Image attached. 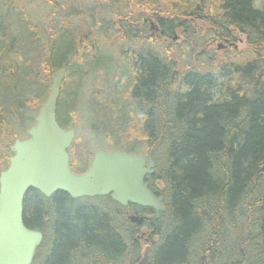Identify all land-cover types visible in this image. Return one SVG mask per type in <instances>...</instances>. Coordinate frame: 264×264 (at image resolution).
Instances as JSON below:
<instances>
[{
	"label": "trees",
	"instance_id": "trees-1",
	"mask_svg": "<svg viewBox=\"0 0 264 264\" xmlns=\"http://www.w3.org/2000/svg\"><path fill=\"white\" fill-rule=\"evenodd\" d=\"M152 14L166 48L146 43ZM198 22L221 40L245 35L251 59L217 73L180 70L173 37L201 35ZM65 64L59 124L77 129L87 94L91 130L106 147L149 151L168 231L142 255L110 197L30 190L25 223L45 234L34 264H264V0H0V171ZM84 146L76 172L92 158Z\"/></svg>",
	"mask_w": 264,
	"mask_h": 264
},
{
	"label": "water",
	"instance_id": "water-1",
	"mask_svg": "<svg viewBox=\"0 0 264 264\" xmlns=\"http://www.w3.org/2000/svg\"><path fill=\"white\" fill-rule=\"evenodd\" d=\"M152 29L159 31L156 24ZM66 70L67 65L52 76L50 95L28 130L29 137L15 140L9 166L0 172V264H34L43 243L44 233L29 228L24 220L30 190L46 197L65 192L73 199L110 195L122 206L133 203L153 208V222L167 210L164 195L152 192L145 181L156 173L155 160L146 154L100 148L86 171H73L69 149L77 133L57 121ZM130 218L139 225L145 220L135 215Z\"/></svg>",
	"mask_w": 264,
	"mask_h": 264
},
{
	"label": "rangeland",
	"instance_id": "rangeland-1",
	"mask_svg": "<svg viewBox=\"0 0 264 264\" xmlns=\"http://www.w3.org/2000/svg\"><path fill=\"white\" fill-rule=\"evenodd\" d=\"M46 9V6H41L40 10L43 12V10ZM155 23H157V19H154L153 16L151 17ZM76 23H81V20L79 22V19L75 21ZM84 22V19H82V23ZM81 23V24H82ZM199 23V22H198ZM201 26H203L202 34H197L191 32L190 36L186 37L183 35L182 32H179L177 34V38L174 40V46L173 49L176 52V60H177V66L180 70H198V71H204L208 70L212 65L216 66L217 64L221 63L223 59L228 57V60H234L239 61L243 59H247L249 57L248 52V44L246 42V37L244 35H240L239 38L241 39L240 42H237V48L228 46L227 49H217V43H211L213 37H211L209 33L208 25L204 22L199 23ZM146 37V43L148 44V39L154 40V42H149V45L155 50L158 43H163L164 47L170 45V41L165 39L159 32H147L145 34ZM118 42L119 46L123 45V41L119 38L115 39ZM196 42L198 43L196 45ZM195 51L193 52L192 50ZM108 51H110V48H108ZM204 51V52H203ZM128 83L127 77H123L122 80L119 83V87L123 88ZM91 89V87H90ZM87 94L82 97V103L84 104L83 107L81 106V117L79 116V124L77 125V140L75 143V148L72 147L71 153H72V160L75 161L77 164L78 156L76 154L77 149H79V145L84 146V152L86 150L91 151V157L93 155V152L97 150L98 148H105V149H117V148H110L106 147L108 146L104 141H100L99 137L92 132V116L89 112V110L86 107L87 104ZM14 131H19V129H13ZM24 137V136H23ZM3 146L8 142V140H3ZM104 145V146H102ZM1 147V145H0ZM86 148V149H85ZM121 150V149H118ZM125 151V150H121ZM147 150H143V152H146ZM83 152V151H82ZM141 152V153H143ZM85 164V162L83 163ZM75 171H79V168H73ZM82 201V200H81ZM101 202V201H96ZM83 202L78 203V206L81 205Z\"/></svg>",
	"mask_w": 264,
	"mask_h": 264
},
{
	"label": "bare ground",
	"instance_id": "bare-ground-1",
	"mask_svg": "<svg viewBox=\"0 0 264 264\" xmlns=\"http://www.w3.org/2000/svg\"><path fill=\"white\" fill-rule=\"evenodd\" d=\"M152 16H153L154 19H157V20H158L157 15H156V14H152V15L147 16V17L145 18V22H149V23H150V26H149L150 29H149V31H151V32L153 33V32H155V30L152 29V26H153V24H156V23H155L154 20L151 18ZM208 28H209L208 30L210 31V27H208ZM201 30H203V26H201ZM177 34H178V33H177ZM177 34L173 37V40H175V39L177 38ZM244 36H245V35H244ZM240 41H241L240 38H239L237 41H231L230 39H228V40H221V39H219V37H213L212 40H211L210 42H211V43H217V49L220 50V49H227L228 46H231V47L237 48V42H240ZM246 42H247V39H246ZM247 44H248V42H247ZM248 52H249V51H248ZM250 59H251V56L247 57L246 60L243 59V60H239V61H234V60H228V57H227V58L223 59L222 62L219 63V64H217L216 66L212 65V63H211V66H210L209 68H207L208 70H204L203 73H207V72H214V73H217L218 71H221L222 68H223L226 64H243V62L245 63L246 61H248V60H250ZM65 65H67V69H68V64H65ZM65 65H63L60 69H62ZM60 69H59V70H60ZM59 70H57L55 73L51 74V76H50V80H51V81H50V84H49V93H48V95H47V98H48V96L50 95V91H51L52 76H53L54 74H56ZM183 71H185V70H183ZM187 71H188V70H187ZM203 75H205V74H203ZM66 76H67V70H66L65 78H64V80H63V82H62L61 95H62L63 85H64V82H65ZM60 98H61V96H60ZM147 155L150 156V157H152V158L155 160V162H156V172H157L158 163H157L156 158H155L153 155H151L149 151L147 152ZM155 174H156V173H155ZM159 185H160V184H159ZM157 188H158V182H156V181L151 182V188L149 187V189H150L152 192L157 193L158 195H164V197H165V204H166L167 210H166V211L161 215V217H160L158 220H156L155 222L152 221V217H154V216L156 215V210H155V214L152 215V216L149 217V218H148V217L145 218L144 216H142V217L145 218V220H144V222H143L141 225H139V224H137L136 222H133V221L131 220L130 216H132V215L140 216V215H137L136 213H130V215H127V213L121 208V213H122V215H124V216L127 218V220L130 222V224H131V225L136 229V231H137L136 238H137V240H139V241L142 243V245H141V250H142V253H141V254H142V255L147 251L148 248H151V247L155 246L156 244H158L159 241L162 240L161 235H162V234L165 235V233L168 231V225L165 226V227L163 228V223L161 222L162 219L164 218V215L169 211V206H168V202H167L168 199L166 198V196H165L164 193H158V192H157ZM96 201H98V199H94V202H96ZM146 219H149V220H150V223H151L150 229H149L147 232H145L144 230L141 229L142 226L144 225V223L146 222ZM213 219H214L215 221H217V222H222V216H221V215L216 214V217L213 218ZM120 223H121L122 225H125L126 221L122 220V221H120ZM137 228H138L139 230H138ZM160 231H163V232L160 233ZM170 231H171V230H169V232H170ZM42 232H43V231H42ZM43 233H44V232H43ZM44 241H45V234H44V240H43V243H44ZM217 241L221 242V240H217ZM43 243H42V245H43ZM222 243H223V242H222ZM42 245H41V246H42ZM223 245H224V243H223ZM41 246H40V247H41ZM40 247H39V248H40ZM39 248H38V249H39ZM191 248H192V244H191V242H188V243L186 244V256H188V257H189V251L191 250Z\"/></svg>",
	"mask_w": 264,
	"mask_h": 264
},
{
	"label": "flooded vegetation",
	"instance_id": "flooded-vegetation-1",
	"mask_svg": "<svg viewBox=\"0 0 264 264\" xmlns=\"http://www.w3.org/2000/svg\"><path fill=\"white\" fill-rule=\"evenodd\" d=\"M25 137L26 138L28 137V133L26 134ZM74 144H75V140H74L72 146L70 147V152H71V148L74 146ZM71 164L73 167L72 156H71ZM148 178H149V176L146 178L145 181H146L148 187L151 188V183L148 182ZM120 206L127 213V215H130V213H136L137 215L144 216L145 218H147V217L149 218L155 214V210L153 208H144L142 206H139V205L133 204V203H129L128 206H122L120 204ZM150 226H151L150 220L146 219V222L144 223V225L142 226L141 229L144 230L145 232H147L150 229Z\"/></svg>",
	"mask_w": 264,
	"mask_h": 264
}]
</instances>
